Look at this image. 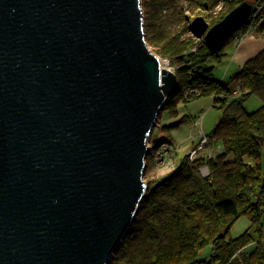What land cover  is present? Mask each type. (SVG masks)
<instances>
[{
  "label": "water",
  "instance_id": "water-1",
  "mask_svg": "<svg viewBox=\"0 0 264 264\" xmlns=\"http://www.w3.org/2000/svg\"><path fill=\"white\" fill-rule=\"evenodd\" d=\"M256 5L191 29L218 51ZM177 87L142 0H0V264H109Z\"/></svg>",
  "mask_w": 264,
  "mask_h": 264
},
{
  "label": "trees",
  "instance_id": "trees-1",
  "mask_svg": "<svg viewBox=\"0 0 264 264\" xmlns=\"http://www.w3.org/2000/svg\"><path fill=\"white\" fill-rule=\"evenodd\" d=\"M219 1L193 0V4L214 8ZM224 1L226 9L213 25L246 0ZM177 3L178 0H147L143 7L148 45L179 66L175 72L178 87L167 98L163 110L177 115L181 102L226 96L214 100L222 116L208 135L210 146L220 142L223 153L207 161L209 178L199 173L204 158L191 163L185 156L166 178L149 182L135 220L114 255L125 264H264V51L232 77L247 93L239 100H229L233 90L214 79L211 63H222L232 40L248 32L249 22L220 50L204 46L198 54L188 56L193 40ZM164 11L166 17L162 15ZM188 86H202L205 91L201 97L187 101L183 91ZM251 96L262 102L253 113L245 107ZM183 122L181 118L163 130L170 131ZM242 217L250 220L256 237L251 231L230 237L232 227ZM252 244L255 248L247 253ZM207 249L211 253L203 258Z\"/></svg>",
  "mask_w": 264,
  "mask_h": 264
},
{
  "label": "rangeland",
  "instance_id": "rangeland-1",
  "mask_svg": "<svg viewBox=\"0 0 264 264\" xmlns=\"http://www.w3.org/2000/svg\"><path fill=\"white\" fill-rule=\"evenodd\" d=\"M146 1L147 0H142L143 7H144V2ZM231 1H235V0H231ZM257 2L258 0L256 1V3ZM177 7L179 8V11L182 12V14L186 19L185 23L189 28L188 36H190L193 40V43L190 46L189 50L186 52V55L188 56L196 55L198 54L200 49L198 50L197 53H191V49L195 46L194 44L195 38H198L196 35L193 34V31L191 29L193 20L197 17L202 16L210 24V27L214 26L213 22L220 19L226 9L225 1L220 0L219 3L214 8H210L209 6L201 7L198 5H194L193 0H178ZM162 15L166 17L167 16L166 11H164ZM249 24H251V22H249ZM261 25L262 23L256 29V31L261 27ZM251 31L252 28L249 26L248 32ZM253 32H255V30H253ZM241 35H246V33ZM150 49L162 60L168 61L167 68H169V70L174 69L173 71L176 72L179 69V66L172 65L171 60L169 58L163 57L156 48L150 47ZM184 100H187V98H184ZM260 106H261V101L255 96L249 97L245 102V107L250 113L257 111L260 108ZM177 108H178L177 115H171L169 111L163 110L158 120V126H156L153 130L152 137L148 143L150 147H153V151L146 159L147 168L144 173V180L146 181L147 184L149 182L157 183L162 179L166 178L179 166L181 160L185 156L189 155L192 149L197 148L199 146L200 142L198 139L189 140V137L193 132V123L199 117L204 116L203 131L207 134L209 140V146L205 151H202L200 153L201 155L199 156L198 160L203 159V156L205 155L208 149L211 148L216 149L218 146H221L220 142H216L213 147L210 146V139L208 135L213 132L217 122L222 116V111L219 110L217 107H214V102L210 97H202L191 102H181L178 104ZM181 118H184V122L179 127L171 128L170 131L163 130V127L169 126L172 123L177 122ZM154 136H158L161 141L158 140L157 143H153ZM167 142L173 143L176 147L179 146L180 148L176 149L175 151L173 150L166 151L167 152L166 154L165 153L159 154L158 152H156L158 149L159 152H162L166 148L163 147V145L167 144ZM155 147L156 149H154ZM197 161L195 162L190 161V162L196 163ZM247 162L249 164L253 163V161L250 160H247ZM202 166L203 165H201L200 168ZM200 168H199V173L201 174ZM263 222H264V218H263ZM247 231H251V233L254 234L255 237L257 236L255 234V228H252L250 220L247 217H242L232 227L230 231V237L237 238L243 235ZM254 248H255L254 245H250L246 252L250 253L251 251H253ZM210 253L211 250L207 249L203 253L202 257L203 258L209 257ZM109 264H125V263L121 262L119 258L114 255Z\"/></svg>",
  "mask_w": 264,
  "mask_h": 264
},
{
  "label": "built area",
  "instance_id": "built-area-1",
  "mask_svg": "<svg viewBox=\"0 0 264 264\" xmlns=\"http://www.w3.org/2000/svg\"><path fill=\"white\" fill-rule=\"evenodd\" d=\"M251 22L250 27L252 28V31L255 30L260 26L261 23L264 22V0H258L256 8L254 12L251 14L249 20ZM194 34V32H193ZM195 35V34H194ZM195 46L191 49V53H197L199 49L203 48L205 46L204 38H195ZM174 70V69H173ZM172 69L170 71L174 72ZM205 91V88L202 86H188L183 91V97L187 98L188 101H191V99L201 97ZM247 92L242 89V87L237 86L229 96V100H239L241 99ZM213 102L215 99H225L226 96L223 94L221 95H214ZM203 119L204 116L199 117L197 120L193 123V132L191 133L189 140L198 139L200 144L197 148H194L189 153V159L191 162H195L198 160L200 153L202 151H205L209 146V140L207 137V134L203 131ZM157 147V146H156ZM156 147L154 149H156ZM163 147H166L162 152H159V149L156 151L159 154L161 153H167L166 151L179 149L180 147H176L173 143L167 142V144H164ZM153 151V147H150ZM223 153V149L221 146H218L216 149H208L205 153L204 159H206L203 166L200 168V172L203 178H209L211 177V171L210 167L207 163V161L217 158L219 155Z\"/></svg>",
  "mask_w": 264,
  "mask_h": 264
},
{
  "label": "crops",
  "instance_id": "crops-1",
  "mask_svg": "<svg viewBox=\"0 0 264 264\" xmlns=\"http://www.w3.org/2000/svg\"><path fill=\"white\" fill-rule=\"evenodd\" d=\"M262 51H264V22L257 31L236 36L227 48V56L222 63H211V66L214 67V79L221 84L229 85L230 89L234 90L237 84L232 81V77L241 72L246 63L257 57Z\"/></svg>",
  "mask_w": 264,
  "mask_h": 264
},
{
  "label": "bare ground",
  "instance_id": "bare-ground-1",
  "mask_svg": "<svg viewBox=\"0 0 264 264\" xmlns=\"http://www.w3.org/2000/svg\"><path fill=\"white\" fill-rule=\"evenodd\" d=\"M159 59H160V64H161L162 69L169 70V68H167V66H168V61H166V60H162L160 57H159Z\"/></svg>",
  "mask_w": 264,
  "mask_h": 264
}]
</instances>
